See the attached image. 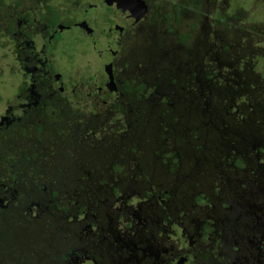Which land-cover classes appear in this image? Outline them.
I'll use <instances>...</instances> for the list:
<instances>
[{
  "label": "trees",
  "instance_id": "16d2710c",
  "mask_svg": "<svg viewBox=\"0 0 264 264\" xmlns=\"http://www.w3.org/2000/svg\"><path fill=\"white\" fill-rule=\"evenodd\" d=\"M203 1L210 4V7H208L210 8L209 13L214 18V23L211 20L209 21L210 25L208 24V28H211L210 30L205 27L206 30H203L199 36L198 22L193 17H186L178 6H173V9L161 8L160 11L153 13L154 24H160V30L156 33L154 32L151 38L144 41L140 39L138 42L142 50L146 48L150 51L145 59L144 57L135 58L143 66L146 65L144 70L146 72L145 78L150 80V82L148 87L142 82L135 85L129 84L128 87H125L130 103L126 109L127 102L125 100L124 115L132 113L133 118L129 122L128 127L125 125L127 121H124L123 127H117V129L126 128L128 131H132L138 140L137 143L131 142L130 148L126 143L129 152H131L129 166L126 167L125 163L123 166V163L112 153V150L115 149L113 148L115 141L112 138V134L108 135L102 141V144L99 143L102 149L105 150L103 160L96 159V155H94L92 150L94 147H85L86 151H83L82 138L78 139V143L73 138L69 145L70 151L67 150L65 153L60 151V147L64 146L60 139H56V143L50 145L49 148L46 147L49 150L48 155L43 154V151L44 153L46 152L44 149L42 151L41 149L25 148L16 154H10V151L7 150L8 153L4 157L6 166L0 165V176L2 177L0 186H3V188H0V191H3V194L0 195V207L2 204V209L8 211L9 217H5L1 221L2 227L0 229L3 231L9 223L17 222L20 226L19 230L27 231L26 223L33 222L30 223L29 227L33 226L31 230L34 235L35 225L40 228L42 223L38 222V220L43 216H46L44 222L48 229L46 233L36 234V237L31 238L29 241L27 238L23 239L20 237L22 239L21 245L14 243V246L11 243L8 250H6V264H55L47 260L48 256L45 255V249L41 248L42 244L45 243L42 238L45 240L53 232L54 228L64 234H68L69 228L74 225V223L70 225L72 220H70L68 212L76 206L75 203L80 198V195H82L83 203L78 208L77 213L81 214L84 211H88L93 214V225L99 223L97 214L99 212L102 213L105 207V203L102 201V194H104L102 189L104 187L109 186L112 195H118L119 183L127 184L133 182L136 185L146 184L141 189L145 193H151L156 190L155 185L157 182L162 184H166V181L171 182L174 174L175 180L179 185L184 184L187 179L184 175L181 176L175 171L172 165L173 160L177 157L174 156L175 150L169 148L166 142L169 134L182 135L186 133L191 136L193 134V140H200V138L204 137L208 142L216 139L217 145L215 147L220 148L222 151L218 153L209 151L215 155L222 154L225 156L227 147L233 148L236 153H239L240 155L235 161H232L233 163L226 167L224 165V169L219 171L218 176L222 175L220 180H222L223 184L231 176L240 178L242 182L236 181V186L237 190L241 189V191L248 189V186L254 185L255 182L258 186L259 184H264V170H262L264 168L259 169L255 164L254 166L246 164L243 156L248 155L249 152L243 150L242 147L244 146L240 145V140L235 139L239 135L233 131V128L246 123L248 120H258V124L264 128V71H256L257 76L254 79L252 78L254 77L255 69H257L253 66L254 60L260 56V53L263 54L264 51V15L263 19L257 23H255L254 19L246 23L247 16L243 17L244 20L240 19L239 16L244 14L245 7L243 3H248L250 0ZM220 1H224L222 5L219 4ZM203 5L204 3H202V7ZM6 13V9H0V47H5L6 42L11 38L10 35L6 37L5 41V37L1 35L2 29L6 28L9 34L13 30L18 29L12 20H7L9 16H6ZM5 16L6 19L2 20ZM54 17H48V22L52 23L56 29L57 19L54 20ZM149 22H153V20ZM212 26H214V29ZM247 28L252 31L251 34L253 33L252 36L249 35V38L245 35ZM162 35L165 36L162 37ZM199 53L202 54L198 55ZM242 57L244 69L238 72L240 77L238 86L240 87L235 88V84L230 82V80L233 73L237 71V64ZM14 58L17 61L20 60L15 56ZM223 60L227 64L228 62L233 63L232 66L229 65L230 70L228 72L226 69H224L225 71L222 69ZM28 74L30 73L26 72V75ZM228 74L230 77L225 76ZM22 80L23 82L21 81L19 86L12 88L15 99L19 93H26L29 87L31 89L35 88L27 78H22ZM40 99H42V102L38 106L44 111H40L38 108L39 113L35 114V118L40 117V120L37 121L36 126L34 125L35 118L29 120L27 125L35 126L37 131L40 132L44 121L66 120L63 118L65 116L59 113L57 108L53 107L50 97L42 96ZM42 103L44 105H41ZM237 105L240 107V112L247 106L250 112L254 111L255 113L252 117L246 114L239 118L236 113V110H238ZM27 107L37 109L34 104H28ZM49 107L52 111H50ZM113 107L117 111L115 103ZM106 112L109 114L113 111L107 110ZM16 114V119H19L20 114ZM64 114H69V112L67 111ZM255 114L259 116L255 117ZM260 120L261 122H259ZM144 124H147L145 131ZM154 127L160 135L155 134L153 131ZM90 129H93L92 126ZM241 129L242 127H240V131H242ZM60 130L57 131L59 137L68 133L65 127ZM245 131H242L243 134ZM24 133L25 129L22 128L18 132L10 130L9 133L6 132V135L8 138H20L22 134L24 137ZM256 133L250 131L248 133L249 138H243L244 144H251ZM75 134L83 135L82 131H75L72 135ZM152 135L158 136L153 142ZM186 137L188 141V136L186 135ZM69 139H71V136ZM176 139L179 141L180 137ZM261 144H264V141ZM142 146L145 147L146 156L151 158L141 160V157L144 156L141 152ZM71 147L77 149L75 153H73ZM195 149L207 151V142L200 143L199 141ZM249 151L250 156H253L255 160V155L250 149ZM55 157L57 161L53 160ZM19 158L22 159V162H18ZM157 160L165 164L162 172L165 180H155L151 172L148 173L144 169L146 164L153 165V163L158 162ZM225 163L228 164L230 162ZM41 167L43 169H40ZM250 169L254 170L252 172L254 176L249 179L247 172ZM68 171H70L69 174ZM241 171H243L242 174L240 173ZM117 172H122L124 175H118ZM169 172H173L171 180L169 179ZM197 182V179L193 180L194 185ZM64 183L65 188L69 187L77 192L74 194V197L77 196L76 200L72 199L70 203V200L64 203H56L46 193L50 191L55 196L54 188H58V193L62 192ZM72 185L77 186L72 187ZM81 186L84 188L82 189ZM123 187L125 188V185ZM225 187L226 196L233 197L234 194L237 196L234 185L233 187L229 185ZM262 187L260 188L262 189ZM13 188L16 195L10 196L8 191ZM5 189L6 197L4 196ZM195 190L193 187L192 191ZM262 190L264 191V188ZM212 191L217 194L216 187H213ZM66 192L69 195L71 194L70 190ZM160 195L154 194L150 205L147 207L153 209L161 199L167 200L165 192H161ZM139 198L140 196L137 197V199ZM203 198L207 199V195L203 192L196 196L198 201H203ZM248 198L250 200L243 207H248L252 212L248 216H255V222L260 223L264 220V192H259L255 197L251 198L249 196ZM133 199L131 198L130 202ZM37 201L41 202L35 203ZM110 202L107 199V205ZM234 205L237 206V203H232L233 207ZM147 207L142 206V208H134L133 210H140L145 213V210H148ZM108 209L110 210L108 214L113 216L112 209ZM4 211H0V213ZM61 211L66 213L64 219L67 221L65 225L69 227L68 229L63 226L58 227L57 222L59 220L56 216ZM117 211L118 218L127 216V211L122 208ZM50 215L54 217V222H49L48 216ZM129 217L132 220L131 214H129ZM114 220V217H111L109 222L113 224ZM130 223L131 221L127 222L128 225ZM199 227L202 229L200 233L202 240L211 236L212 228L208 225V221L200 223ZM74 236L81 240L79 236L72 232V237L68 239L67 245L65 244L64 246L56 245L52 240L53 236L49 237L48 242H50L51 248L58 249L56 256L66 259V253H71L73 248H75L73 244ZM36 238L41 239V247H39V242H37ZM59 248L63 249L59 250ZM7 254L9 255V260L7 259ZM206 255V252L203 253V256ZM2 258H4V255ZM102 258L98 261V264H103ZM74 264H77V262H74ZM79 264H83V262Z\"/></svg>",
  "mask_w": 264,
  "mask_h": 264
},
{
  "label": "rangeland",
  "instance_id": "374dc122",
  "mask_svg": "<svg viewBox=\"0 0 264 264\" xmlns=\"http://www.w3.org/2000/svg\"><path fill=\"white\" fill-rule=\"evenodd\" d=\"M52 1L56 3V7H58L60 11H62L64 7L69 6L68 4L58 2L56 0ZM168 1L173 0H165L166 3ZM161 3H163V1ZM243 4L245 9L243 16H239L240 19L242 18L244 20L243 17L247 16L248 18L246 17V23L251 22L252 19H254L255 23H257L263 19L264 0H250L248 3ZM208 7H210V4L204 2L203 10H207ZM171 9H173V7H171ZM104 10L105 13L103 15L102 13L97 16L94 14L89 15L90 17L88 22L90 21V23L93 24L95 28L93 35L90 34L89 36V38L92 36V39L89 43H87V41L84 43H78L77 41H74L73 35H69V30H64L62 31L63 33L58 31L60 35L57 36V38L54 36L52 41H47L44 43L45 45H49V48L52 50L51 54L54 58V61L50 63V67L58 73L55 75L61 76L64 82H67V84H65V91L67 89L71 90L72 87L77 90V92L69 96V98L66 96H61L60 93H58L60 92L59 87L56 89L48 87L50 91L45 88L42 91H36V89H31V87H29L26 93H19L15 99L14 90L12 88L19 86L23 70H21L22 67L20 63L14 60L11 49L8 47H0V165L6 166L4 157H6V153H8L7 150L10 151V154H16L25 148L41 149L42 151L44 149L46 152L44 153L43 151V154L48 155L49 150L46 147L49 148L50 145L56 143V139H60L61 143L64 145L63 147H60V151L65 153L67 150L70 151L69 145L73 138L76 143H78L77 141L79 138H82L83 151H86L85 147H94L92 150L94 151V155H96V159L103 160L105 156V150L102 149L100 144H102V141L108 135L114 132L116 126H114L111 122L113 116L107 114L105 111L107 109V106H105L106 104L102 102L100 105H98L96 101L98 100V97H101L100 94L105 91L104 86L101 87V85H103L102 77L105 76V71H102L104 69L102 66H104L103 63L106 62V59H103V57L100 56V50L106 51L107 54L114 51L115 44L113 46L110 43L108 35L113 34V37H115L117 30L111 26L106 27V29H103L101 26H96L102 24L110 25L113 23L117 27H120L122 24H124V18L127 14V9L117 1L108 0L104 6ZM231 13L233 12L231 11ZM185 16L188 18H195V15L190 14L189 12H186ZM211 16L212 15L209 13V21L211 20V22L214 23V18L213 16L210 18ZM158 27L160 29V24ZM212 27L214 29V26ZM251 32L252 31L247 28V33L244 34L247 35V38H249V35L252 36L253 34H251ZM1 35L6 37V28L2 29ZM106 36L107 40L105 39ZM40 40L41 39H38L37 42H35L36 44L32 42L29 43L41 45ZM41 47L36 48L41 49ZM83 54H85V56ZM88 60L91 61V63ZM32 63V61L28 62V65ZM222 63L223 71L226 69L227 72L230 70L229 65H233L232 62H228L227 64V62L224 60ZM253 66L257 68L253 74L254 77H252L254 79L257 76L256 71H264V51L263 54L260 53V56L254 60ZM242 69H244L243 57L238 62L237 71L233 73V76L230 80V82L235 84V88L240 87L238 86L240 79L238 72H241ZM88 75H91L93 78H87ZM225 76L230 77L229 74ZM96 87L98 88V95L94 96ZM231 91H233V89H231ZM87 95H89V97ZM42 96L50 97L53 102L52 105L61 110L60 113L65 116L63 118L66 120L44 121L42 130L38 132L35 127L37 121L40 120V117L35 118V114L39 113L38 109L27 106L28 104H34L36 101H38L37 99H40ZM61 98L62 101H60ZM93 102L96 104L99 111L91 112V108L96 109ZM236 107H238V105ZM67 111L69 114H64ZM16 113L20 114L19 119H16ZM236 113L237 116L241 118L246 114L252 117L255 112H250L249 108L245 106L241 112L240 107H238ZM257 116L259 115L255 114V117ZM132 118V114L126 113L125 119H127L128 123L132 120ZM32 119H34L35 125L33 127L29 124L27 125L28 121ZM259 122H261V120ZM90 125L93 128V133L84 134L83 127H88ZM63 127L67 129L68 133L59 137L57 135V131ZM143 127L145 131L147 124H144ZM240 127H242V131L246 130L244 134L242 131H240ZM22 128L25 129L24 137L23 134L20 138L7 137L6 132L9 133L10 130L18 132ZM75 131H82L83 135H72ZM153 131L156 135H160L158 130H155V127ZM233 131L235 134L239 135L235 139L240 140V145L244 146L242 147L243 150L249 152L248 155L243 156V159H245L246 164H249V166H251V164L254 166L255 160L253 159V156H250V151L245 146L243 138H249L248 133L250 131L257 132L254 134V138L251 143H260L264 141V128L262 125L258 124V120H248L246 123L240 124V126L233 128ZM156 135H152V142L154 139L158 138ZM186 135L188 136V141ZM70 136L71 139H69ZM192 136L186 133L182 135L173 133L169 134L166 140L168 147L172 150H175L174 156L177 158L173 160L172 163L175 171H177L181 176L184 175V177L187 179L184 184L179 185V183L175 180V174L173 175V171L169 172L170 180L173 175L171 182L166 181V184L157 182L155 185L156 190L151 193H145L141 189L145 187L146 184L136 185V183L133 182L127 184L119 183L118 195H112L109 186L104 187L102 189V192H104V194H102V201L105 203V207L103 208L102 213L99 212V214H97L99 223L93 225V214H90L88 211H84V213L81 214L77 213L78 208L83 203L82 195H80V198L75 203L76 206H74V208L68 212L70 215V220H72L70 221V225L74 223L73 227L69 228L65 225L67 222L64 219V217H66L65 212L61 211L59 212L58 216H56L59 220L57 222L58 227L63 226L67 227V229L69 228L68 234H64L54 228L53 232L47 236L45 240L42 238V241L45 242L42 244V247L40 244L41 239L36 238L37 242H39V247L45 249V255L48 256L47 260L55 264H74V262H77V264L82 262L83 264H98V261L104 257L102 258L103 264H117L131 259V251L129 249L131 246H135L136 251L134 253L138 254L139 257L142 254H145V252L148 253V255L143 256L142 260L140 261L141 263H139L151 264L153 261H155H151L152 251H154V253L159 252V255H162L165 258L167 257V247L170 243V240L168 239V232H172L174 224L185 226L187 221L189 226L186 229L183 228L185 233H188L191 229H196L195 231L198 234L199 232L201 233L202 229L199 227V225L204 221H208V225L212 229L210 233L211 236H209L207 239L202 240L201 234L200 236L197 234V237H195L196 239L194 238V241H196L197 244H192L193 246L189 247L191 252V257L189 258L190 261L186 262L185 260H182L181 264H232V262L237 260L238 257H242L243 254H245L247 247L246 242L254 240L255 243L251 242V245H248L251 248L255 246L259 247L261 243L264 242V235L261 236L260 234V231L264 229V220L257 224L252 217H248L245 214V209L248 213H250L249 208H244L243 206L250 200L248 198L249 196L252 198L255 197L259 192H264L262 190L264 188L262 185L264 184H259L258 186V184L255 182L254 185L248 186L249 188L244 191H241V189L237 190L236 181H242L239 177L235 178L234 176L227 178L226 182L223 184L222 180H220L222 175L218 176L219 171L224 169V165L226 167L227 165L233 163L232 161H235L240 154L236 153L233 148L227 147L228 149L226 148L227 150L225 156L222 154L215 155L209 151H214L216 153L222 151L220 148L218 149L215 147V145H217L216 139L212 141V143L208 142V140H206L204 137L200 138V140H193ZM177 137H180L179 141H177ZM113 138L115 139V135ZM199 141L200 143L207 142V151L195 149L196 144ZM113 148L115 149L112 150V153L115 154V156L123 163V166L124 163L126 167L129 166V157L131 152H129L127 144L118 141L115 146L113 145ZM71 149L73 153H75L77 150L75 147H71ZM143 154L144 156L141 157V160L151 158L150 156H146V150ZM254 155H257L255 151ZM260 157L262 159L264 158L263 153H260ZM53 160L57 161L56 157ZM19 161L22 162V159L19 158L18 162ZM228 161L230 163H225ZM262 164V168H264V162H262ZM43 167L40 169H43ZM164 167L165 164L158 161L153 163V165L146 164L144 169L148 173L151 172L152 176L155 177V180L161 181L164 179L162 176ZM69 172L70 171H68V174ZM252 172H254L253 169H250L247 172L249 179L254 176ZM240 173L242 174L243 171ZM117 174L124 175L122 172H117ZM0 179H2L1 176ZM194 179L198 180L196 185L193 183ZM1 183L2 181L0 180V184ZM123 185H125V188ZM228 185L231 187H233V185L235 186L237 196L235 194L233 197H228L225 195V186ZM73 186L77 185H72V187ZM188 186L192 187L189 188ZM81 187L82 189L84 188L83 186ZM193 187L196 189L195 191H192ZM213 187H216L217 194H214L212 191ZM260 187H262V189ZM0 188H3V186H0ZM222 189L224 190L222 191ZM54 190L56 192L55 196L52 195L50 191H48L46 194L51 196L52 200L56 203H64L68 200H70V203L72 199L74 201L76 200L77 196L74 197V194L77 192L74 189H70L69 187L65 188V183L63 190H61L62 192L58 193V188H54ZM69 190L71 191L70 195L66 192ZM161 192L166 193L165 197L167 201L164 203V205H157L153 209L149 208L148 215L152 217V222L148 223L145 228H140L137 225V219L133 216L134 220H131L129 214L133 215V209L140 205L137 203H145L146 206H149L154 194H160ZM202 192L207 195V199L203 198V201L196 200V196ZM1 194H3V191H0V195ZM8 194L10 196L16 195L15 189L13 188L8 191ZM4 196L6 197V189L4 190ZM139 196L140 198L137 199ZM131 198L134 199L130 202ZM107 199L111 201L108 203V205L106 203ZM190 201L193 204L191 207L192 209L188 208ZM40 202L41 201H37L35 203ZM234 202L235 204L237 203V206L234 205L233 207L232 203ZM2 208L3 206L1 204L0 211H4ZM108 208L112 209L113 216L108 214V211H110ZM120 208H122L124 211H127V216L118 218L117 210H120ZM171 212H174V214L182 213L187 216L181 217L179 220L180 222H173L166 219L167 215ZM5 217H9L7 210L3 213H0V228L2 227L1 221ZM111 217H114L115 219L113 224L109 222ZM48 218L49 222H54L51 215L48 216ZM45 219L46 216H43L39 219L40 221L38 220V222H41L42 225H40V228L36 227L35 225L34 235L31 230L33 229V226L29 227L30 223L33 222L26 223L25 227L28 228L27 231L19 230L20 226L17 222L9 223L3 231L0 229V233L2 231V234L0 235V264H6V250H8V247L11 245V243H17L18 245H21V238H27L29 241L31 238H35L36 234H41L43 232L46 233L48 228L44 222ZM128 221H131L129 225L127 224ZM222 226L225 228L224 231ZM232 228H235V233L231 230ZM72 232L79 236L82 241L78 237L74 236L73 244L75 248L72 253L68 254V256L66 255V259L56 256V251H58V249L51 248L50 242H48L49 237L53 236V239L52 237L51 239L56 243V245L64 246L65 244L67 245L68 239L72 237ZM176 235L179 234L176 233ZM180 240L176 236L172 241H175V243L178 244V248L181 250L184 246L183 239ZM62 249L63 248H59V250ZM255 250L256 249H254V251ZM205 252L207 255L203 256V253ZM3 255L4 258H2ZM177 257H179V254L173 256V259ZM7 259L9 260L8 254ZM125 264L129 263L125 262ZM156 264H158V262Z\"/></svg>",
  "mask_w": 264,
  "mask_h": 264
},
{
  "label": "flooded vegetation",
  "instance_id": "af4514ba",
  "mask_svg": "<svg viewBox=\"0 0 264 264\" xmlns=\"http://www.w3.org/2000/svg\"><path fill=\"white\" fill-rule=\"evenodd\" d=\"M0 1H3L0 2V9H6V16H9L7 20H12L15 27L18 28L17 30H13L11 34H9L6 30V37L11 35V38L6 42L5 47L11 49L13 58L15 56L17 57V59H20L19 61H17L14 58V60L20 63L22 67L21 70H23V74L21 76L20 81L23 82L22 78H27L30 84L35 87L34 89H36V91H42L44 88L49 90L48 87H51L53 89L59 87L60 92L58 93H60L61 96H66L67 98H69V96H71L72 94L76 93L77 90L72 86L71 90L67 89L65 91V84H67V82H64L61 76L55 75L58 73L50 67V63L54 61V58L51 54L52 50L49 48V45H45L44 43L47 41H52L54 36L57 38V36L60 35L58 31L62 32L64 30H69V35H73L74 41H77L78 43H84L87 41V43H89L92 39V36L90 38L89 36L90 34L93 35V31L95 29L94 25L91 24L90 21L88 22V19L90 17L89 15L94 14L95 16H97L100 15V13H102L103 15L105 13L104 6L108 0H56L58 2H62L69 5L67 7H64L62 11H60L59 8L56 7V3H54L52 0ZM109 1H117L123 5L122 0ZM162 1L164 5L163 3H161ZM139 2H141V4ZM204 2L206 1L173 0L168 1L166 3L165 0H128V3L131 4L130 11H133L135 19L131 20L132 11L130 12L128 7L126 5H123L127 9V14L124 18V24H122L120 27H117L113 23H111L110 25L102 24L96 26H101L103 29H106V27L111 26L117 30V33H115V37H113V34L108 35L110 43L113 46L115 44L114 51L107 54L106 51L100 50V56L103 57V59H106V62L103 63L104 66H102L104 68L102 71H105V76L102 77L103 85H101V87L104 86L105 91L100 94L101 97H98V100H96L98 105H100L102 102L106 104L105 106H107V109L105 111H113L112 113H109V115L113 116L111 122L114 126H116L114 132L111 133L113 136L115 135V139L112 136L113 140L115 141H113L114 146L116 145V143H118L119 139H124L128 142L134 141L135 143H137L138 141L132 131H128L126 128L117 129V127H123L124 121H127V119H125L123 107L125 105L126 100L127 104L125 108L127 109L130 101L127 97V89L125 87H128L129 84L135 85L139 82L144 83L146 87H148V83L150 82V80H146L145 78L146 72L144 70L146 69V65L143 66V64L136 61L135 58L144 57L145 59L150 52L146 48L144 50L140 48L141 45L138 43L140 39L142 41L147 40L148 38H151L154 35V32L156 33L160 30L158 27L159 25L157 23L154 24L153 13L155 11H160L161 8L170 9L173 6H178L180 10L184 12V14H186V12H189L190 14L195 15V18L193 17V19L198 22L200 36L202 31L206 30L205 27L208 28V24L210 25V8H207V10L204 11L202 7V3ZM223 2L220 1L219 4L222 5ZM6 16L3 17L2 20L6 19ZM53 16H55L53 18L54 20L57 19L56 29L52 23L48 22V17L52 18ZM150 20H153V22H149ZM208 29L210 30L211 28ZM38 39H41V45H34L36 44L35 42H37ZM105 39L107 40V36ZM29 42H32L34 44H30ZM36 47H41V49H37ZM201 54L202 53H199L198 55ZM83 55L85 56V54ZM30 61H32L33 63L28 65V62ZM89 62L91 63V61ZM26 72H29L30 74L26 75ZM110 76H112L113 84L110 83ZM87 78L91 79L93 77L91 75H88ZM97 91L98 88L96 87L94 96L98 95ZM87 96L89 97V95ZM60 101H62V98ZM41 102L42 99L36 101L34 105L37 107V109L39 108L40 111H44L43 109H41L40 106H38V104ZM114 103L117 107V111L114 110ZM93 104L95 105L96 109H88H90L91 112L99 111L96 104L94 102ZM41 105H44V103H42ZM57 109L60 113L61 110L59 108ZM50 111H52V109H50ZM106 113L108 114V112ZM128 124L129 123L126 122L125 125H127L128 127ZM90 128L91 125L88 127H83L84 134H92L93 129ZM144 151L145 147L142 146L141 152L144 153ZM166 201L167 200L161 199V201L157 205H164ZM139 204L140 205L137 208H142V206L147 207L145 203ZM192 206L193 204L190 201V205L188 206V208L192 209ZM148 210H145V213L141 212L140 210H135L133 215L131 214L132 220H134V216L137 219V225L142 229L143 227L145 228L148 223L152 222V217L148 215ZM244 212L247 216L252 213L251 211L250 213H248L246 209ZM184 216L187 215H184L182 213L174 214V212H171L167 215L166 219L171 220L173 222H180V218ZM252 217L255 221V216ZM54 220L55 219L53 217V221ZM256 223L259 224L257 221ZM188 226V221L185 226L180 224H174L172 232H168V239L170 240V243L167 247V257L165 258L164 256L159 255V252L154 253V251H152L151 261L155 260L156 262L153 261L151 264H156L157 262L158 264H181L182 260H185L186 262L190 261L189 258L191 257V252L189 250V247L197 244V242L194 240L196 239L195 237H197L198 233L195 231L196 229H191L188 233H185L184 229H186ZM222 229L223 231L225 230L223 226ZM231 230L235 233V228H232ZM260 232H262L261 236H263L264 229ZM176 233H178L179 235H176ZM198 235L200 236V232ZM176 236L179 240L183 239L184 247L181 250L178 248V244H176L175 241H172ZM251 242L255 243L254 240L246 242L247 247L245 254H243L242 257H238L237 260L232 262V264H264V242H262L259 247L255 246L253 248L248 245H251ZM254 249L256 250L254 251ZM129 250L131 251V259L125 261L129 264H140V261L142 260L143 256L148 255V253L145 252V254H142L139 257L138 254L134 253L136 251L135 246H131ZM68 254L70 253H66L67 256ZM177 254H179V257L173 259V256ZM125 262L117 264H125Z\"/></svg>",
  "mask_w": 264,
  "mask_h": 264
},
{
  "label": "clouds",
  "instance_id": "9594fccd",
  "mask_svg": "<svg viewBox=\"0 0 264 264\" xmlns=\"http://www.w3.org/2000/svg\"><path fill=\"white\" fill-rule=\"evenodd\" d=\"M235 135V134H234ZM119 141H121V142H124V143H127L128 144V146L130 145V143L131 142H134V141H126V140H124V139H119ZM247 148H248V150L249 149H252L251 150V152L254 154V151L257 153V155H255V165L258 167V168H262L263 167V164H262V162H264V158L262 159L261 157H260V153H263V155H264V144H261V142L260 143H255V144H253V143H251V144H248V145H245ZM129 148H130V146H129Z\"/></svg>",
  "mask_w": 264,
  "mask_h": 264
},
{
  "label": "water",
  "instance_id": "95a60500",
  "mask_svg": "<svg viewBox=\"0 0 264 264\" xmlns=\"http://www.w3.org/2000/svg\"><path fill=\"white\" fill-rule=\"evenodd\" d=\"M122 3H123V5H126L127 7H128V9H129V11H130V3H128V0H122ZM128 3V4H127ZM140 4H141V2H139ZM132 11V10H131ZM130 11V12H131ZM132 19H135V15H134V13H133V11H132V13H131V20ZM111 77V80H110V83L111 84H113V81H112V76H110Z\"/></svg>",
  "mask_w": 264,
  "mask_h": 264
}]
</instances>
